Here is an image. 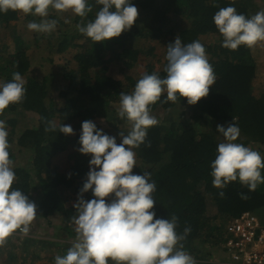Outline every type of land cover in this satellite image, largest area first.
<instances>
[{
	"label": "trees",
	"instance_id": "16d2710c",
	"mask_svg": "<svg viewBox=\"0 0 264 264\" xmlns=\"http://www.w3.org/2000/svg\"><path fill=\"white\" fill-rule=\"evenodd\" d=\"M88 3L93 11L85 18L75 15L74 22L66 25L65 30H61L60 13L51 11L48 19L59 21L56 30L32 37L36 44L46 42L50 51H53L56 39L63 37L57 44L56 53H65L71 47L76 48L77 52L65 62L67 75L61 77V81L52 71L43 80L35 76L25 83L23 102L11 104L0 115V120H5L6 125L12 127L17 123L15 115L21 114L29 116L35 124L18 139L17 146L30 150L32 160L28 166L13 169L16 180L12 188L21 190L37 205V217L49 225L59 221V227L67 229L70 221L66 222V215L75 208L68 206L70 199L65 192L71 191L77 200L89 169L85 162L79 160L67 172L54 164L57 151L46 139V128L50 127V123L56 127L70 125L77 135L69 140L81 147L79 138L83 121H93L98 129L96 121L101 117L110 118L112 105L120 107V92L131 94L144 74L156 72L161 78L166 77L167 49L164 51L165 59L161 58L157 63L144 61L137 70V77H129L126 82L110 76L112 63L121 64L125 70H133L144 51L135 48V44L149 42V39L161 44L160 39L168 37L173 43L179 35L185 45L199 40L205 46L216 81L209 95L195 105H189L186 98H180L176 103H165V92L160 101L151 106V114L159 124L149 128L145 143L134 149L136 167L133 173L143 175L144 171L150 172L151 179L156 182L157 190L153 194L156 218L170 219L175 215L178 218V234H183L185 227H190V233L181 243L184 250L194 257L196 264H222L223 256L217 262L205 261L204 250L207 249L208 258L215 251L208 250V247H218L223 252L226 235H222L220 230L223 224L226 227L229 217L264 210V184H259L253 192L239 180L229 183L224 189L213 186L211 163L216 158L218 144L224 142L223 135L217 132V125L227 127L234 121L240 129L236 143L253 150L264 148V76L258 71L254 48L242 45L232 51L222 47L223 37L214 24L213 16L220 8L234 6L238 13L251 17L264 10V0H132L137 9L146 12L144 22L137 19L133 27L119 37L96 43L76 27L82 19L83 23L93 20L102 7L96 0H88ZM175 17L181 20L176 22ZM31 21L39 22L40 17L11 10L6 14L0 12L2 83L11 81L14 72H19L22 78L28 73L37 72L28 54L31 45L18 33L20 25L27 27ZM206 36H213L214 43L203 42ZM9 38L13 47L8 44ZM147 50L157 57L155 46ZM74 62L76 69L72 68ZM52 80L59 83L56 90L63 100L62 105L51 94ZM108 122L112 126V136L120 144V132L127 135L130 124L120 117L111 118ZM149 142L150 147L147 146ZM259 152L264 157L263 150ZM10 159L15 161L16 154L11 152ZM261 174L264 176V169ZM220 191L225 193L223 198L218 195ZM240 193L247 194L248 199H241ZM92 198L91 190L84 193L85 200ZM209 205L216 208L213 217L208 215ZM64 220L65 223L61 225ZM12 239H16L15 236L10 237L8 242ZM14 242L8 243L9 248L19 247L23 260H27L38 248L41 253L36 254L35 259H43L42 251L49 248L54 252L49 258L50 264H55V257L66 255L71 247L31 236H26L19 244H16L17 240Z\"/></svg>",
	"mask_w": 264,
	"mask_h": 264
},
{
	"label": "clouds",
	"instance_id": "9594fccd",
	"mask_svg": "<svg viewBox=\"0 0 264 264\" xmlns=\"http://www.w3.org/2000/svg\"><path fill=\"white\" fill-rule=\"evenodd\" d=\"M102 7L95 18L76 25L78 31L93 42L119 37L130 30L139 12L132 0H96ZM20 12L40 17V21L27 24L30 31L52 33L59 21L48 19L50 10L57 13L72 12L81 18L92 12L88 0H0V12ZM213 21L222 35V47L235 51L240 46L255 47L264 42V10L251 17L238 13L234 6L220 8ZM65 23H69L65 19ZM166 77L156 72L144 74L131 94L120 92L118 116L131 126L127 135L120 132L122 142L97 129L91 120L82 122L78 151L91 155L90 170L73 205L75 215L70 218L76 237L66 255L55 257V264H196L192 255L181 243L190 233L176 231L178 218H156L154 207L157 190L151 173H133L136 167L134 149L144 144L148 129L159 124L151 114V106L160 101L166 92L167 102L176 103L186 98L189 105L197 104L209 95L216 81L213 66L208 60L205 46L195 40L182 44L180 36L167 46ZM26 94L25 81L19 72L11 81L0 84V115L11 104L22 103ZM46 131H56L50 123ZM59 132L74 134L70 125L62 124ZM224 142L217 146V155L211 163L213 186L224 189L239 180L250 192L264 184V157L259 151L235 141L240 136L238 125L232 121L227 127L217 125ZM7 126L0 120V247L17 231L27 235L37 215V205L21 190L13 189L16 180L13 161L10 159ZM150 147V142L147 144ZM98 169V170H97ZM91 190L93 197L84 199ZM218 195L223 198L225 193ZM241 199H248L240 193ZM112 197L111 202L108 198Z\"/></svg>",
	"mask_w": 264,
	"mask_h": 264
},
{
	"label": "rangeland",
	"instance_id": "374dc122",
	"mask_svg": "<svg viewBox=\"0 0 264 264\" xmlns=\"http://www.w3.org/2000/svg\"><path fill=\"white\" fill-rule=\"evenodd\" d=\"M51 11L53 10H50V12ZM138 12H139L138 20H141L142 22H144V19L146 17V12H143L140 9H138ZM59 15H60L59 21L61 22V30H65L66 25L67 26L69 24L71 25L74 22L75 14H73L72 12L60 13ZM67 16L68 18H66ZM65 19H67L69 23H65ZM180 20H181L180 17L174 18V21L176 22H179ZM142 22L140 23L141 26L144 25ZM18 33L25 40L26 43L31 45V48L29 49L28 54L30 58L32 59V62L34 63L33 65L35 66V69L37 70V72L28 73V75H26V77L23 78L25 83L29 82L30 80H33L32 78H34L35 76L43 80L45 75H47L48 73H51V71L55 76L60 77V78L67 75V70L65 68V62L67 60H71L75 56L77 52L76 48L71 47L65 53H56L57 44L63 37H59V39H56L57 41L55 42L57 43L54 44L53 51H50L47 48L46 42L43 41L39 44L34 43L32 37L35 36V34L39 36V34L41 33L30 31L24 25H20V27H18ZM160 40L162 41L161 44H159L158 42L152 39H149V42H146V43L142 41V43L135 44V48H138V49L142 48L144 49V51H143V54L140 56L139 62L135 65L134 69L125 70L122 68L121 64L119 65L117 63H112V65L110 66V71H109L110 76H112L118 81L126 82L129 79V77L130 78L137 77L138 75L137 70L144 61L157 63L159 59L161 58L165 59L164 51L167 49V46L170 44V38L167 37V38L160 39ZM204 41L207 42L208 44H212L214 43V37L206 36L203 38V42ZM8 44L13 47L12 41L10 40V38H9ZM150 46H155V49L158 54L157 57H154L148 52L147 49L150 48ZM253 48H254V54L256 58L258 59V65H259L258 71L264 76V42L258 43ZM72 68L74 69L77 68L75 62L72 64ZM47 70H49L50 72ZM55 80H52L53 90L51 94L58 101V103L62 105L63 100L59 97L58 90H56L57 87L59 86V83ZM61 80L62 78L59 79L58 81H61ZM54 82H55V86H54ZM0 84H2L1 80H0ZM111 107L112 109L110 112L111 114L110 118L101 117L96 121L98 125V129L102 130L103 133L109 136H112L113 133H111L112 126L110 125V122L108 121H110L111 118L113 119L119 118L118 116L119 106L112 105ZM8 118H11V116H9ZM15 118L17 121L15 127H12L11 125L10 126L6 125L7 131L10 135L8 136V140L11 145L9 149V153L13 152L14 154H16V160L13 161V169L17 167H22V166H28L29 163L31 162L32 160L31 151L27 149H20L17 146L18 145L17 143H18V139L21 136V134L27 128L35 125L33 121L30 119V117L27 116L26 114H23V115L21 114L18 116L15 115ZM59 126L56 127V131H48L47 138H46L48 143L51 144L57 151V155L53 160L54 164H56L63 172H67V170L69 171L70 166L74 165L76 160H79V161L85 162L87 164L88 169L90 170L89 162L92 158L91 155L90 154L85 155V154L80 153L78 151L80 147L77 146L73 141L69 140V138L76 136L77 132L74 131V134L72 135H65L58 131ZM12 128H14V130H12ZM261 150H263L264 152L263 147L256 148V151H261ZM29 168H31V166ZM65 193H66V196H69V199H70L67 201L68 206L73 207V205L77 202V200L73 197V194L71 193V191H67ZM39 196H36V199H39ZM111 199L112 197L108 198V200H111ZM215 214H216V208L213 205H209L208 215L213 217ZM73 215H75V210L72 212L69 211L66 215V219H65L66 222L70 221V218ZM254 215L260 220L261 225L264 227V210L260 212H256L254 213ZM65 220L64 222H62L61 225L65 223ZM59 224H60L59 221H55L52 225H49L47 224V222H44L41 218L36 216L35 220L30 226V231L27 235L31 237L41 238V239L47 238L49 240L62 243L64 245L71 246L76 237V235L73 234L74 231L69 225L67 229L62 230L59 227ZM220 231L222 235L227 234V229L224 226V224L222 225V228ZM15 238L16 239H12L10 242H7L6 246L0 247V264H22V263L23 264H50L49 258L52 255H54V252L51 251L49 248H46L45 251H42L43 252L42 255L44 256L43 259H40V260L35 259L37 256L36 254L41 253V250L38 248L36 249V252L31 253L29 255V258L27 260H23V258L20 255L21 249H19V247H15L12 250L11 248H9L8 243H15L14 240H17L16 244H19L20 241L23 242L20 236L19 238L18 236H16ZM208 250L210 251L212 250V252L213 250L215 251L213 252L212 256L208 258L207 253H206L207 249H205L203 252V254L205 253L204 254L205 261H209V262L216 261L217 262L222 259L223 254L222 252H220V248L208 247Z\"/></svg>",
	"mask_w": 264,
	"mask_h": 264
},
{
	"label": "built area",
	"instance_id": "2783aa9c",
	"mask_svg": "<svg viewBox=\"0 0 264 264\" xmlns=\"http://www.w3.org/2000/svg\"><path fill=\"white\" fill-rule=\"evenodd\" d=\"M68 225L75 232L74 225L70 222ZM226 229L222 264H264V227L254 214L243 212L240 216L229 217ZM12 236H20L23 240L28 235L17 231Z\"/></svg>",
	"mask_w": 264,
	"mask_h": 264
}]
</instances>
